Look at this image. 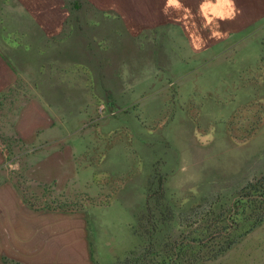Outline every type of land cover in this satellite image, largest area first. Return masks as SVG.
<instances>
[{
  "label": "rangeland",
  "instance_id": "374dc122",
  "mask_svg": "<svg viewBox=\"0 0 264 264\" xmlns=\"http://www.w3.org/2000/svg\"><path fill=\"white\" fill-rule=\"evenodd\" d=\"M244 1L0 0V178L73 222L71 264L148 235L175 264L187 242L264 264V0Z\"/></svg>",
  "mask_w": 264,
  "mask_h": 264
},
{
  "label": "crops",
  "instance_id": "0c3cea01",
  "mask_svg": "<svg viewBox=\"0 0 264 264\" xmlns=\"http://www.w3.org/2000/svg\"><path fill=\"white\" fill-rule=\"evenodd\" d=\"M258 0H245L254 4ZM0 264H71L73 222L58 212L27 206L9 179L0 178ZM61 217H66L61 213Z\"/></svg>",
  "mask_w": 264,
  "mask_h": 264
},
{
  "label": "trees",
  "instance_id": "16d2710c",
  "mask_svg": "<svg viewBox=\"0 0 264 264\" xmlns=\"http://www.w3.org/2000/svg\"><path fill=\"white\" fill-rule=\"evenodd\" d=\"M260 179L264 180V175L261 176L259 179H257L253 184V186L255 185V187L261 188L262 189V180L260 181ZM258 181L260 182L258 185ZM262 192L260 193V197H261V201L264 200V190H261ZM249 205H252L251 203H249ZM249 211H253L254 213H256V211L260 212V213H256V217L259 219H261L263 217L262 214H264V208H249ZM221 229L219 228L217 223H214L213 221H209V223L205 226H202L201 229H199V236H200V240L203 241L204 238L208 237L210 234L216 233V232H220ZM174 241H176V239H173ZM205 244V242H203V244H201V242H199V246L198 248L194 251H192L190 249V244L187 242L186 244H184V248L182 247L181 249V256L178 259V264H196L198 259L201 257L200 251L203 247V245ZM159 244V242H156V239H152L151 235H148V237L146 238L145 242L143 243V245L140 247L139 253L135 254V252H131V254H135L133 256H126L123 260L121 264H175L176 260H175V252L173 250H171L170 248H168L169 250H164L161 251V254H151V252H153L155 250V248H160L157 247ZM223 247L224 245L221 244ZM213 248V246H212ZM180 249V248H179ZM204 251V250H203ZM156 255H160L159 257H156ZM6 264H14V262L8 260V259H4Z\"/></svg>",
  "mask_w": 264,
  "mask_h": 264
}]
</instances>
